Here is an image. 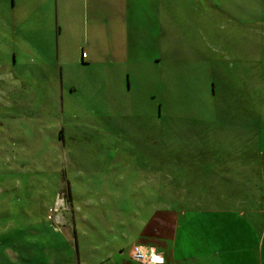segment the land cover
<instances>
[{"label":"rangeland","instance_id":"obj_1","mask_svg":"<svg viewBox=\"0 0 264 264\" xmlns=\"http://www.w3.org/2000/svg\"><path fill=\"white\" fill-rule=\"evenodd\" d=\"M262 208L264 0H0V264H185Z\"/></svg>","mask_w":264,"mask_h":264},{"label":"crops","instance_id":"obj_2","mask_svg":"<svg viewBox=\"0 0 264 264\" xmlns=\"http://www.w3.org/2000/svg\"><path fill=\"white\" fill-rule=\"evenodd\" d=\"M86 58H89L87 53ZM245 212H242L244 215ZM257 217L255 211L244 221L242 219L233 222L234 232H201L199 245L186 246L189 251L183 260L185 264H264V209ZM258 220V222H257ZM136 246L148 248L155 247L152 258L160 259L157 264H172L173 257L168 253L160 252L158 247H165L170 252L164 241V245H147L144 242L135 243ZM150 246V247H148ZM149 251V250H148ZM144 264L143 262H141ZM124 264H130L125 261Z\"/></svg>","mask_w":264,"mask_h":264},{"label":"built area","instance_id":"obj_3","mask_svg":"<svg viewBox=\"0 0 264 264\" xmlns=\"http://www.w3.org/2000/svg\"><path fill=\"white\" fill-rule=\"evenodd\" d=\"M83 55L86 56L87 54L84 52ZM132 253H133V257L136 260L141 261L144 264H157L160 262V261L152 262V261H156L154 258H152V256L154 255H151V258H150L149 251L145 247L136 246L133 248Z\"/></svg>","mask_w":264,"mask_h":264},{"label":"trees","instance_id":"obj_4","mask_svg":"<svg viewBox=\"0 0 264 264\" xmlns=\"http://www.w3.org/2000/svg\"><path fill=\"white\" fill-rule=\"evenodd\" d=\"M83 53H84V52H83ZM85 53L87 54V52H85ZM83 57H86V56L83 55ZM68 196H69V198H70V194H68Z\"/></svg>","mask_w":264,"mask_h":264},{"label":"bare ground","instance_id":"obj_5","mask_svg":"<svg viewBox=\"0 0 264 264\" xmlns=\"http://www.w3.org/2000/svg\"><path fill=\"white\" fill-rule=\"evenodd\" d=\"M156 261H152V262H158V260L157 259H155ZM159 261H160V259H159Z\"/></svg>","mask_w":264,"mask_h":264},{"label":"snow or ice","instance_id":"obj_6","mask_svg":"<svg viewBox=\"0 0 264 264\" xmlns=\"http://www.w3.org/2000/svg\"><path fill=\"white\" fill-rule=\"evenodd\" d=\"M156 259H159L158 257Z\"/></svg>","mask_w":264,"mask_h":264}]
</instances>
